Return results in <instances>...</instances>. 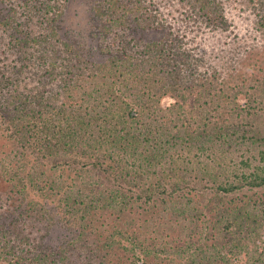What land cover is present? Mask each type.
Wrapping results in <instances>:
<instances>
[{
	"label": "trees",
	"instance_id": "1",
	"mask_svg": "<svg viewBox=\"0 0 264 264\" xmlns=\"http://www.w3.org/2000/svg\"><path fill=\"white\" fill-rule=\"evenodd\" d=\"M67 1L8 0L6 16L0 7L2 33L16 30L12 39H0V52L9 63L0 71L4 104L0 122L8 140L19 147L7 163L17 157L31 171L26 182L13 172V178L21 182L15 193L24 194L29 185L42 196L43 204L22 197L28 206L26 217L47 231L57 223L52 211L77 234L53 253L35 244L26 249L11 244L0 247V258L6 257L9 264H237L243 252L248 254V242H255L264 229V116L257 125L250 123L252 115L259 117L256 110L264 114V87L246 104H220L216 92L222 88L214 86L215 74L199 72L192 50L186 47V34L172 28L173 17L149 0L96 1L95 9L111 29L128 15L138 29L156 34L143 49L126 41L118 51L122 56L113 55L112 45H99L107 55L104 63H96L85 53L91 50L88 43H82L88 34L80 42L77 33L61 37L67 28L61 12ZM185 4L188 10L183 9L182 20L177 17L176 21L196 24L200 16L212 29L224 25L219 1L186 0ZM32 14L42 28L29 27L21 19ZM99 24L105 27L100 20ZM114 32L118 40L127 35ZM23 49L28 53L18 55ZM165 73L172 75L171 96L191 100L190 109L177 106L181 112L170 111L177 116L168 128L155 118L153 122L154 110L144 114L140 109H126L130 103L142 106L137 99L141 95L157 105L160 91L151 76L163 78ZM57 81L56 91L44 87ZM6 86L11 89L3 94ZM77 92L89 104L75 102ZM212 112L218 114V123L199 128ZM182 143L201 154L211 150L209 161L197 170L201 176L197 174L186 193L182 192L188 187L183 185L186 173L179 177L174 166L166 173L160 170L169 149ZM232 149L240 152L239 160L226 154ZM220 151L223 154L217 155ZM170 159L169 163H175L174 157ZM213 162L218 172L209 171ZM33 163L47 164L41 166L50 171L64 167L74 172L71 185L45 178L44 171L35 172ZM49 191L58 196L54 209L42 195ZM179 192L184 203L176 202ZM157 209L163 213V222L151 219V223L161 231L137 235L136 228L149 219L144 215ZM256 254L249 253V264H264V246Z\"/></svg>",
	"mask_w": 264,
	"mask_h": 264
},
{
	"label": "rangeland",
	"instance_id": "2",
	"mask_svg": "<svg viewBox=\"0 0 264 264\" xmlns=\"http://www.w3.org/2000/svg\"><path fill=\"white\" fill-rule=\"evenodd\" d=\"M97 0H72L65 2L62 14L65 15L67 23L64 26L67 28L64 31H61V37L66 39L70 38V34L74 35L77 33L78 41L80 42L84 35H89L82 40V43H88L89 58H92L96 63H104L105 56L107 52L105 50L101 51L100 46L112 45L115 56H122V52L118 53L122 48V44H125L126 41H129V45L137 46L138 49H143L144 44L156 36L155 33L144 32V30L138 29L136 26V21L132 16L126 15L125 20L120 25L112 26L111 29L110 23L104 18L102 13H98L95 9ZM100 1V0H99ZM152 4H155L159 10L165 14H169L173 17V20L169 21L173 24L171 27L175 30L181 31V33L186 34L185 41L186 47L193 52V56L196 59V66L198 70L208 71L215 74L216 78L215 87H221L222 90L216 92L219 97L220 104L230 105L232 102L237 104H246L248 99L259 90L264 87V0H217L221 3L222 14L224 15V20L222 27H207L205 23L201 20L200 16H197L196 24H193L191 21L188 22H179L182 20V10L189 8V6H184L186 0H149ZM8 5V0H0V7L4 8V15H7L6 7ZM27 15L23 16L21 19L27 20L29 22L28 26L32 27L37 24L38 27H43L42 25L35 23L38 21V16L31 15L32 17L28 19ZM179 17V21H176V18ZM4 18L3 15H0V20ZM102 22L105 23V27L99 24ZM35 21V22H34ZM15 26L16 22H9ZM24 24V23H23ZM25 27H28L24 24ZM4 26L0 24V39H5L7 36L11 38L12 33H15L14 28H9L6 33H2ZM28 29H31L29 28ZM24 29L23 27H21ZM107 29V30H106ZM134 30V32H133ZM66 31V32H65ZM90 31H95L90 35ZM116 33L124 32L127 35L124 38L118 40L116 38ZM12 39V38H11ZM5 45V44H3ZM100 45V46H99ZM27 46V45H26ZM121 46V47H120ZM1 49V48H0ZM2 50V49H1ZM19 53L18 51H15ZM27 54V50H21L18 55ZM93 53V54H92ZM4 55L0 52V71H5L6 65L9 64L8 60H4ZM7 56V55H6ZM32 56V55H30ZM114 56V57H115ZM12 57V56H11ZM35 59L32 57V60ZM103 60V61H102ZM29 62L26 60V63ZM165 77L160 78L158 75L154 74L151 76V81L156 82L159 92V103H152L151 101L146 100V96H137L139 102H142V106L130 103L126 109H140L145 113L153 111L152 119L158 120V122L164 125V128L172 126L171 120L176 118L175 114H171L170 111L175 110V113L181 112L176 110L177 106H181V109H190L191 100L187 99L186 102L182 101L180 97H172L171 82L173 79L172 75L165 73ZM168 77V78H166ZM35 81H32L34 84ZM87 82V81H85ZM89 83V82H87ZM59 82H54L53 84H46L44 87L50 88L54 91L58 90L57 86ZM38 88L42 89L43 86L41 83H38ZM113 88L117 90L118 86L115 85ZM11 87L6 86L1 89V92L8 93ZM154 91L151 89V92ZM137 93V92H135ZM184 93L187 95V91L184 90ZM235 93L234 98L230 97ZM75 102L86 105L89 104V100H85L81 96H78ZM141 94V92L139 93ZM227 96L228 99H227ZM3 95L0 94V107L3 106L2 101ZM194 97V96H192ZM131 99V98H130ZM234 99V101H232ZM155 106V107H154ZM171 107V110L169 108ZM1 109V108H0ZM125 109V108H122ZM255 112V110H253ZM263 110H256V113L259 117L253 116L250 119L251 125H257L258 120L264 116L261 114ZM218 114L212 112L207 114V118L204 122H200L198 127H212V122L218 120ZM223 121V117L220 120L219 124ZM217 122V121H216ZM218 123V122H217ZM167 131V130H166ZM173 134V130H168L166 134ZM208 149L205 153H200L196 148L187 149L185 144H180L179 148L171 147L167 154L164 156L163 165L160 167V170L167 172L168 167H175L176 170L173 172L177 173L180 177L181 174L187 175V179L183 182V185L188 186L184 188L182 192H190V186L196 183L197 174H199V169H201L202 164L209 161L207 153L210 154L211 150ZM233 150V149H232ZM19 151V147L9 141L6 137V133L3 129V126L0 122V234H3V237H0V247L5 245L14 244L17 248L26 249L27 247H34V244L38 246L40 250L53 253L54 250L58 249L59 246L69 244L75 239L77 230L73 228L69 229L64 220H59L58 217L54 216L55 212L52 213L51 217L55 223L51 228L46 229L42 228V225L33 226L32 221L27 218V207L25 199L22 197L27 196L34 200H41L43 204L42 196L39 191L34 190L36 188H31L29 185L26 186L24 194L15 193L21 182H18L17 176L23 177V181H28L26 174L30 171V167L23 166L20 162H17L18 158L15 157L12 159L11 163L7 162L16 156ZM233 152V153H231ZM230 153V154H229ZM240 152L237 151H228L226 154L232 156L234 160H239ZM172 154V155H170ZM217 155L223 154V152H216ZM225 154V155H226ZM223 155V156H225ZM171 157H174L175 163H169ZM174 162V161H173ZM43 163H38L35 165L36 171H44V177L47 179L58 178L60 182H65L66 185H71L74 172H70L67 168L59 167L58 170H47L44 166H41ZM177 164H180V167L177 168ZM47 165V164H43ZM16 172V177L13 178V172ZM210 172H218V166L213 162V170L210 169ZM31 172V171H30ZM183 172V173H182ZM203 174V172H200ZM37 174V173H36ZM215 174V173H213ZM200 175V174H199ZM201 176V175H200ZM189 177V178H188ZM183 180V179H182ZM189 181V184L187 185ZM14 182H18L17 185H14ZM43 186V184H40ZM182 192H179V198L177 203H181L183 197L180 196ZM38 193V194H37ZM45 195L49 199L50 208H56L58 202V196L53 192H48ZM16 197H20L21 200H17ZM183 203L185 202L184 200ZM161 208V207H160ZM50 211V210H49ZM167 211H169L167 209ZM30 214L31 212L28 211ZM152 213V212H151ZM148 213L144 215L148 217V221L144 223L141 228H136V234L143 237L149 232L161 231L159 230V225L151 223V219L159 222L162 221L163 213L160 209H157L154 213ZM23 219L20 220V218ZM27 218V219H26ZM48 217L45 218V222L48 221ZM162 228L165 224L161 223ZM76 229V228H75ZM74 234V235H73ZM152 234V233H150ZM84 236V235H83ZM82 236V237H83ZM90 236V235H89ZM254 237V236H252ZM257 239V240H256ZM255 242L252 240L248 242V248L246 252H243L240 255L239 261L237 264H249L251 262L249 253H257L262 251L264 246V229H260L259 238H256ZM37 251V247L34 248ZM38 250V251H40ZM9 261L5 258H0V264H9Z\"/></svg>",
	"mask_w": 264,
	"mask_h": 264
}]
</instances>
